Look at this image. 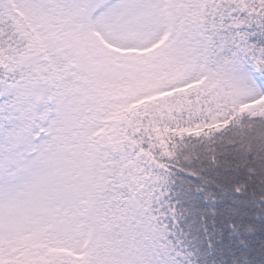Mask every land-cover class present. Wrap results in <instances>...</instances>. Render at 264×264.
<instances>
[{"label": "snow or ice", "instance_id": "obj_1", "mask_svg": "<svg viewBox=\"0 0 264 264\" xmlns=\"http://www.w3.org/2000/svg\"><path fill=\"white\" fill-rule=\"evenodd\" d=\"M0 264H264V0H0Z\"/></svg>", "mask_w": 264, "mask_h": 264}]
</instances>
